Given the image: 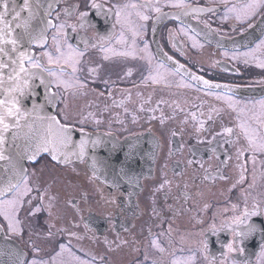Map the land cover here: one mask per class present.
Here are the masks:
<instances>
[{
    "label": "flooded vegetation",
    "instance_id": "af4514ba",
    "mask_svg": "<svg viewBox=\"0 0 264 264\" xmlns=\"http://www.w3.org/2000/svg\"><path fill=\"white\" fill-rule=\"evenodd\" d=\"M168 2L151 0L162 13L183 11L166 6ZM185 2L191 8L215 11L179 20L174 15L158 19L151 7H143L149 0L58 2L50 17L53 25H65L61 43L66 38L84 52L74 74L84 87L65 90L52 85L58 93V119L78 131L101 132L118 141L153 135L157 156L151 175L142 178L135 192L108 188L86 159L63 165L43 154L27 164L32 191L17 213L20 234L10 232L0 216V225L16 241L25 264L33 259L47 264H173L177 260L185 264L189 256L195 257L194 264H264V152L250 150L238 127L247 123L261 131L251 116L260 112L257 102L264 100V68L256 66L264 61V49L254 52L247 63L242 57L231 58L264 40V9L237 23L233 15L223 18L227 8L244 0ZM93 3L99 8L91 7ZM125 4L139 7L125 9ZM118 9L130 12L133 24L143 26L135 37V58L113 55L128 51L134 39L123 15L117 23ZM136 11L149 19L140 20ZM81 13H86L83 19ZM206 24L214 31L207 38L195 35L208 32ZM181 27L189 29L187 35L180 33ZM55 34L51 27L45 44L33 47V57L59 71L42 55L45 51L57 55ZM121 36L125 43H117ZM145 43L147 52L141 51ZM101 45L112 51L102 52ZM106 54L110 59H104ZM60 67L66 73L62 79L71 80V68ZM193 77H202L213 87ZM217 84L221 88H215ZM36 208L40 210L30 214ZM253 210L257 215L245 217ZM237 218L241 222L233 223ZM250 226L257 231L244 238L235 236Z\"/></svg>",
    "mask_w": 264,
    "mask_h": 264
},
{
    "label": "snow or ice",
    "instance_id": "6c2138e0",
    "mask_svg": "<svg viewBox=\"0 0 264 264\" xmlns=\"http://www.w3.org/2000/svg\"><path fill=\"white\" fill-rule=\"evenodd\" d=\"M11 3V7H9ZM168 7H175L182 9L181 13L171 14V13H162L161 7L159 4L146 3L143 7H151L153 11L158 14V19L161 17H166L169 15H174L176 19H180L181 16L189 15H199L202 13H211L214 12V8H191L185 2V0H169L166 4ZM51 7V5H49ZM93 8H99V5L93 3L91 5ZM139 6L136 4H125L123 8L136 9ZM0 57H8V60L5 61L0 59V70H6L11 68V72L8 74V80L11 82V86L6 89V94L11 95V99H0V160L8 159L3 154V145L5 144L4 133L12 131L13 140H16L20 137V132L23 129H27L24 132V137L27 140V147L24 150V155L28 160H34L36 156L41 152H47L51 155L53 160L62 159L63 162H68L70 157L75 156L77 159L83 160L85 156V148L91 143L93 147L96 146L98 141H89L86 139H81L78 143L74 142L72 139V127L61 123L55 116L45 113L43 111V105L34 103L31 109H22L20 97L25 96L30 89L33 88L32 81L34 79L39 80L40 85H42L46 90L45 101L49 105H54L58 93L51 92V86H61L65 90L70 88L80 87L83 88L84 85L80 84L76 79L74 74L78 71L76 65L79 63V57L84 55V52L79 51L73 48L67 43V39H61L64 37V27L63 24L53 25L51 20L47 21V26L55 27L56 34L52 37V42L55 48V57L50 54L48 51L43 52V57L47 58L49 65H57L60 69L59 71H53L51 68L44 67L43 63L35 57H30L28 53L18 51V39L13 35L14 29L13 24L16 29H23V36H26L33 43H43L44 41V32L47 30L45 28L40 29L39 32H33L30 30V22L34 18L35 13L32 10L31 0H23L20 6L16 5L15 0H0ZM264 9V0H244L243 3L233 4L231 7L226 9L224 20H228L230 15H233L237 23H245L248 20L252 19L259 10ZM27 12V17H22V13ZM136 16L140 20H148L149 17L144 15L140 11H136ZM11 15V20H8L7 17ZM86 15V13H81V18ZM117 23H121L122 15L124 16V24H126L129 30L132 32L133 41L128 51L113 52L115 56H132L135 58V37L141 34L142 25H134L131 21V13L124 14L121 10H117L115 13ZM81 23V27H83ZM73 31L76 30L75 26H71ZM206 28H209L208 32L204 33H195V35H203L205 38L214 30H212L207 24ZM249 27L251 25L249 24ZM180 33L187 35L189 29L185 27L180 28ZM194 31V30H192ZM22 38V37H20ZM193 41V47L197 46V43L193 36L188 37ZM87 44L86 41H83ZM117 43H125L123 36L117 41ZM219 43V42H218ZM7 45H11V49L7 48ZM175 46V44H174ZM202 46V45H201ZM223 47L222 44H220ZM96 47V45H92ZM264 49V40H261L255 49H251L248 52L238 53L234 52L232 59L243 58L244 62H248V58L253 55L254 52ZM100 50L102 52L108 53L111 52V48H104L101 45ZM148 45L145 43L144 48L141 51L147 52ZM15 54V58H13ZM225 56L228 55L226 51ZM151 59V57L149 56ZM105 60L110 59L106 54L104 56ZM171 59V57H167ZM25 61H27L29 68L38 71H30L28 68L24 67ZM71 68L72 79L64 80L62 77L66 75L64 69L60 67L61 65ZM259 68H264V61H259L256 64ZM163 67V64H161ZM182 67V66H181ZM90 72L93 70L90 69ZM46 74V75H45ZM130 74V73H129ZM50 77L51 79H48ZM194 79L200 80L204 85L213 87L209 84V81L203 80L202 77H193ZM153 82L156 80L153 78ZM4 83V77L0 74V85ZM215 88H221V85H214ZM228 88V91L231 92L232 88L229 86H224ZM217 99H221L219 95L216 96ZM228 106L233 107L234 101L229 97ZM260 108V112H253L251 119L259 123L260 132H257V129L251 127L247 123H240L238 127L240 128L241 133L244 135L245 139L248 141V147L253 152H264V100L257 102ZM213 111H216L215 109ZM35 117L34 119H31ZM211 119V117H209ZM24 121V123H22ZM200 129L197 128V131ZM225 133H232L231 128H224ZM175 135V133H173ZM232 141H229L231 143ZM75 146L76 151L69 152L71 146ZM240 154L238 150V155ZM188 163H192L189 161ZM95 166V161H93ZM14 175L17 177V183H12L9 181L6 185L0 186V216H3L4 219L8 222V230L10 232H15L17 235L20 234V221L17 218V213L23 205V198L27 196L32 189L28 186V177L26 171L15 165L13 166ZM6 196H11V199H4ZM115 203V200L110 201ZM40 209L36 208L31 211L30 214L38 212ZM245 217L255 216L257 212L253 210L252 212H245ZM240 219L237 218L233 223H240ZM249 231L255 232L257 229L255 226H250L249 229L244 231L235 232V236L244 238L249 234ZM155 246V241H153ZM61 252H64L66 249L64 245H61ZM233 246L231 244L227 245V252L231 253L233 251ZM160 251H163L161 248ZM243 251V249H241ZM59 255V254H58ZM261 256H264V249L261 251ZM195 257L189 256L185 261V264H194ZM19 264H25L24 261H20ZM30 264H47L46 261L42 259H33ZM63 264V262H62ZM173 264H180V261H173ZM244 264V262H242Z\"/></svg>",
    "mask_w": 264,
    "mask_h": 264
},
{
    "label": "water",
    "instance_id": "95a60500",
    "mask_svg": "<svg viewBox=\"0 0 264 264\" xmlns=\"http://www.w3.org/2000/svg\"><path fill=\"white\" fill-rule=\"evenodd\" d=\"M60 0H31L32 10L35 13L34 18L30 22V30L33 32H39L40 29L47 26V21L51 20V14L58 6ZM16 5L20 6L23 0H15ZM51 5V7H49ZM9 3V7H11ZM2 10V9H0ZM28 13H22V17H27ZM11 20V15L7 17ZM53 23V21H52ZM13 35L18 39V51L27 52L30 57H33V46L43 45L47 41V34L51 29V26H47V30L44 32L43 43H33L26 36H23V29H16L13 24ZM22 37V38H20ZM8 49H11V45H7ZM15 58V54H13ZM5 61L8 57H0ZM24 67L30 71H38ZM50 68V66H45ZM11 72V68L6 70H0V74L4 77V83L0 85V99H11V95L6 94V89L11 86V82L8 80V74ZM46 75V74H45ZM49 79V77H48ZM33 88L28 93L20 97L22 109H31L33 104L43 105V111L45 113L55 116V108L57 98L54 105H49L45 101L46 90L40 85L39 80L34 79L32 82ZM51 92H54L51 86ZM32 117L31 119H34ZM59 120V119H58ZM24 123V121H22ZM65 124V123H64ZM70 126V125H69ZM72 127V139L78 143L81 139L89 141H98L95 147L89 143L85 148L86 164L91 169L92 173L99 178L108 188L116 189H132L134 192L140 187L143 177L151 175L154 167V161L157 156V143L153 135H140L130 136L123 140H117L112 135H105L101 132H81ZM27 129H23L20 132V137L13 140L12 131L4 133L5 144L3 145V154L8 158L0 160V186L6 185L9 181L17 183V177L14 175L13 166L17 168L22 167L25 171L27 164L36 161L37 158L43 154L51 155L47 152L39 153L34 160H28L24 155V150L27 147V140L24 137V132ZM75 146L69 148V152L76 151ZM83 159V160H84ZM57 162L65 164H74L80 159L75 156L70 157L68 162H63L62 159L56 160ZM95 161V166L93 165ZM27 172V171H26ZM22 261L21 249L18 247L15 240L8 237L5 234L3 226L0 225V264H19Z\"/></svg>",
    "mask_w": 264,
    "mask_h": 264
},
{
    "label": "rangeland",
    "instance_id": "374dc122",
    "mask_svg": "<svg viewBox=\"0 0 264 264\" xmlns=\"http://www.w3.org/2000/svg\"><path fill=\"white\" fill-rule=\"evenodd\" d=\"M69 80V79H68ZM12 197L11 196H7V197H5L4 199H11ZM1 217H3V216H1ZM4 218V217H3ZM17 218H18V215H17Z\"/></svg>",
    "mask_w": 264,
    "mask_h": 264
}]
</instances>
